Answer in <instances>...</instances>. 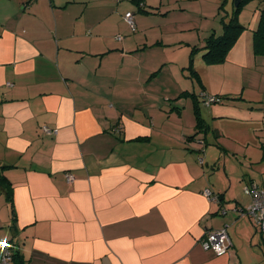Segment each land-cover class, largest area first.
Segmentation results:
<instances>
[{
    "label": "crops",
    "instance_id": "crops-1",
    "mask_svg": "<svg viewBox=\"0 0 264 264\" xmlns=\"http://www.w3.org/2000/svg\"><path fill=\"white\" fill-rule=\"evenodd\" d=\"M141 1L144 10L136 0H0V167L11 186H0V247L8 241L23 264H264V233L240 215L253 202L244 189L264 190L228 172L222 146L217 169L220 159L188 140L200 92L187 83L190 53L175 52L198 46L171 36L187 27L175 20L191 0ZM246 19L220 66L235 58L264 69L252 52L258 15ZM197 55L207 81L217 65ZM237 95L209 108L213 120L202 114L207 143L210 133L229 136L234 151L253 136L244 120H264V101L238 105ZM220 229L230 247L204 250L200 241Z\"/></svg>",
    "mask_w": 264,
    "mask_h": 264
},
{
    "label": "rangeland",
    "instance_id": "rangeland-1",
    "mask_svg": "<svg viewBox=\"0 0 264 264\" xmlns=\"http://www.w3.org/2000/svg\"><path fill=\"white\" fill-rule=\"evenodd\" d=\"M222 1L225 2L224 7L219 11L218 8ZM186 2H188V0H183L184 5ZM252 3L244 6V9L240 14L241 23H243L245 26H248V20L246 18L248 16H252V13H254L256 9L254 8L255 4ZM189 4H191L189 10L190 14L182 13L177 17L178 19L175 20L185 21L186 24L184 23L183 25H186L187 27L183 26L184 31L182 33L175 35V37H171L178 41L190 40L191 42H196V46H201L204 43L205 38H207L213 32V30H217V28H219L216 31L218 32L221 28V16H230L233 11L232 0H191V3ZM175 8L179 10V5H176ZM134 21L136 23L135 18ZM173 26H178V23L172 24V27ZM180 35L181 37H179ZM190 49L191 47H185L176 51V60H185L189 56ZM195 54H198V57L202 56L201 51L195 52L192 56ZM255 57L257 59L256 61H259L258 59L264 58V56ZM230 62L240 63L230 64L227 67L220 66L221 64H216L217 66L209 67V69L206 71L207 81L202 79L199 81L196 76H193L190 71L187 70V73H190V79L187 83L190 85L194 84L196 92H200V95L197 98L200 100L201 113L206 115L207 119H210V121L213 118V115L210 113L209 108L217 106L218 103L207 105L206 103L202 102L204 97L207 99V101H209L215 97L219 98L220 96H223L227 91L231 93H238L237 101H235V103H238V105L240 104V97L244 98L245 100L260 98V102L264 101V69L262 66L243 64V62L237 61L235 58H231ZM184 71H186V69ZM201 83H203L205 86L204 91ZM243 92L246 96L242 95ZM226 103L229 102L226 101ZM232 109L233 111H238L236 108ZM255 110L253 113L256 112L260 114ZM248 112L252 111L248 110ZM202 114H200L201 117ZM182 122L186 124L187 118L183 117ZM214 122L219 126V120H214ZM244 123L245 124L243 125L246 127L248 132H252L253 135L251 138L245 139V144L236 143L237 145L233 146V151V144L231 143L232 139L229 136H225L226 138H220L216 135H213V133H210V138L207 136L208 145L204 146V149L208 148L209 151L206 155L204 153V155L207 158H213V161H211L212 163H217L220 158H223L219 148L222 146L227 151L226 159L228 160V172L235 173L236 175L239 174L240 180L242 178H253L257 185H259V187L264 190V120H258L257 122L250 124L244 120ZM221 161L222 159H220V163H218V165L216 164L217 169L221 168ZM203 167L206 168L205 165ZM221 172L223 173V171ZM239 187L240 184L238 185V188ZM242 189L243 188H241V191H243Z\"/></svg>",
    "mask_w": 264,
    "mask_h": 264
},
{
    "label": "trees",
    "instance_id": "trees-1",
    "mask_svg": "<svg viewBox=\"0 0 264 264\" xmlns=\"http://www.w3.org/2000/svg\"><path fill=\"white\" fill-rule=\"evenodd\" d=\"M136 2H137V5L139 6V10H144L143 8L145 7V5L141 3L142 1L136 0ZM234 2L235 0H232V3ZM252 2L255 4L254 6V8H256L255 12L258 15L257 23L255 27L252 29V33H251L252 52L254 56H264V0H240V2L238 3L236 7H234V4H233V7H232L233 11L230 16H227V17L221 16L220 24H221L222 32L220 35L216 36L214 33H211L205 39L204 43L201 46L191 48L188 70L193 76H196L199 81H200L199 75L194 70V66H193L194 59L192 55L197 51H201L202 52L201 59L205 61L208 65H216V64L224 63L227 59L229 52L236 45L242 33L248 29V26H245L243 23H241L240 14L242 10L244 9V6ZM224 3L225 2L223 1L221 2L218 8L219 11L221 8L224 7ZM135 31H136V26H135ZM206 100L207 99H205V101ZM226 100H229V99L227 97H222V96H220L219 98L215 97L212 99L213 101L212 103H226ZM232 100L237 101V98H232ZM259 110L264 111V103H262ZM194 117L196 121L195 133L188 140L194 141L195 144H199L200 148H202L203 150L204 146L207 145V142L203 135L206 134V131L208 130L209 126L206 123H204V120L202 119L200 115V111L198 110V107L195 108ZM201 135L202 137H199ZM198 162L202 165V159H198ZM4 168L5 167L3 166L0 167V186H5L11 189L10 183L1 173V170H3ZM250 184L252 183H249V185ZM5 197H6L5 200L10 207L11 221H12V223H10V226L13 227L14 226L13 221L16 219V216H15V212L13 209V201H12L11 192L6 191ZM244 212L245 210L240 211V215L250 218ZM220 230H224L227 235V232L225 229H220ZM220 230H216L214 232H217ZM227 238H228V235H227ZM6 243H8V241L4 242V244ZM9 248H11V246H9ZM11 255H12V264H23L22 259H20L19 254H15L11 252Z\"/></svg>",
    "mask_w": 264,
    "mask_h": 264
},
{
    "label": "built area",
    "instance_id": "built-area-1",
    "mask_svg": "<svg viewBox=\"0 0 264 264\" xmlns=\"http://www.w3.org/2000/svg\"><path fill=\"white\" fill-rule=\"evenodd\" d=\"M124 20L128 26V29L131 32H134L136 23L132 13H126ZM116 39L121 40V36H116ZM212 102V99L205 101L207 105ZM67 181H71L69 175H67ZM244 192L246 195H250L253 200L251 207L245 210L244 213L253 219L259 230L264 233V193L258 188L249 187H246ZM203 194L210 201H219L218 196L211 193L210 190H205ZM200 244L204 250L212 251L216 255L224 253L230 245L224 230L208 233L205 235L204 239L200 241ZM9 246L10 245L8 243L4 244V241H2L0 247V264H12V255Z\"/></svg>",
    "mask_w": 264,
    "mask_h": 264
},
{
    "label": "water",
    "instance_id": "water-1",
    "mask_svg": "<svg viewBox=\"0 0 264 264\" xmlns=\"http://www.w3.org/2000/svg\"><path fill=\"white\" fill-rule=\"evenodd\" d=\"M239 2H240V0H235V2L233 3L234 4V7H236Z\"/></svg>",
    "mask_w": 264,
    "mask_h": 264
},
{
    "label": "clouds",
    "instance_id": "clouds-1",
    "mask_svg": "<svg viewBox=\"0 0 264 264\" xmlns=\"http://www.w3.org/2000/svg\"><path fill=\"white\" fill-rule=\"evenodd\" d=\"M125 16V15H124ZM118 36H121V35H118ZM121 39H122V37H121ZM120 41V40H119ZM9 243V242H8Z\"/></svg>",
    "mask_w": 264,
    "mask_h": 264
}]
</instances>
